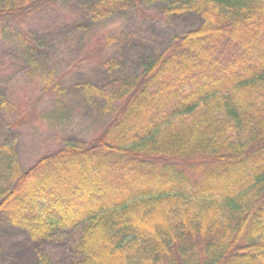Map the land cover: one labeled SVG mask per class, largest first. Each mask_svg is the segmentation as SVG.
<instances>
[{"label":"trees","instance_id":"1","mask_svg":"<svg viewBox=\"0 0 264 264\" xmlns=\"http://www.w3.org/2000/svg\"><path fill=\"white\" fill-rule=\"evenodd\" d=\"M50 1L0 0V19ZM76 4L73 27L154 4L201 22L133 69L113 59L67 88L110 119L0 187V216L35 252L25 263L51 264L35 249L80 227L72 264H264V0ZM58 31L23 37L18 57L33 64Z\"/></svg>","mask_w":264,"mask_h":264},{"label":"rangeland","instance_id":"2","mask_svg":"<svg viewBox=\"0 0 264 264\" xmlns=\"http://www.w3.org/2000/svg\"><path fill=\"white\" fill-rule=\"evenodd\" d=\"M76 5V0H52L31 8L21 18L0 19V86L5 92V106L0 109V187L11 186L13 174L42 155L67 142L89 145L101 133L110 115L99 105L86 108L78 95L67 89L72 83L94 79L99 75L97 68L113 59L123 71L133 69L144 55H154L173 37L201 22L194 14L166 15L154 4L73 27L71 22L78 16ZM48 29L59 30V37L47 44V53L31 60L33 64L21 60L19 40L42 37ZM52 83L56 85L46 87ZM5 146L8 151L13 149L16 164L8 158V151L1 149ZM10 168L12 173L8 174ZM80 231L77 227L35 251L42 252L51 264H72ZM24 235L22 229L0 216V264H19L12 259L14 251L22 253L19 260L23 264L31 258L29 253L34 249H27L29 242Z\"/></svg>","mask_w":264,"mask_h":264}]
</instances>
